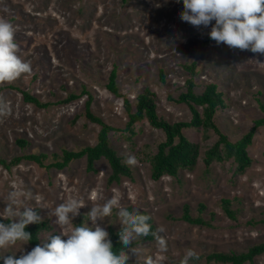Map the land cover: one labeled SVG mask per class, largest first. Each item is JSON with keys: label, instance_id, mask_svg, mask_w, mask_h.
Returning a JSON list of instances; mask_svg holds the SVG:
<instances>
[{"label": "rangeland", "instance_id": "obj_1", "mask_svg": "<svg viewBox=\"0 0 264 264\" xmlns=\"http://www.w3.org/2000/svg\"><path fill=\"white\" fill-rule=\"evenodd\" d=\"M182 10V0H0V17L15 28L17 53L31 64L30 72L0 81V87L15 84L43 101L57 102L70 92H81L86 84L94 95L93 111L119 128L111 131L112 143L133 170L132 177L109 181L112 170L104 157L97 160L95 170L87 168L85 157L72 160L64 168L29 159L11 167L0 163V210L11 189H23L35 197L27 203L60 231L51 208L69 197H79L85 204L74 217V223H78L94 202L89 198L93 191L99 200L115 190L121 203L148 211L156 231L158 225L164 226L158 234L166 239L167 248H159L156 236L148 240L138 237L135 243L141 255L137 259L132 253L129 258L134 264H144V257L150 255L164 257L165 264H180L189 247L207 254L215 250L244 251L264 241V223L260 220L264 216V125L254 133L249 145L253 161L244 172H236L232 159L215 160L206 167L200 157L194 168L160 178L152 176L150 156L165 138L164 131L148 119L135 124L132 140L121 130L128 120L124 98L107 87L115 64L122 94L135 102L144 87H151L157 94L159 113L168 120L192 117L187 103L171 97L182 90L190 76L185 64L192 61L197 63L199 90L215 82L224 92L227 105L218 109L215 118L233 140L263 115L258 98L264 100V53L214 39L205 41L211 25L197 26L182 19ZM86 97L84 94L71 102L43 107L25 101L17 88L0 89V157L10 160L19 154L46 152L49 162L53 153H61L64 148L79 149L96 143L100 125L85 117ZM186 133L200 142L202 152L217 137L213 131L206 135L195 127L186 129ZM18 138L28 143L22 146ZM128 153L135 155V162L126 160ZM223 197L232 199L235 218L224 210ZM200 202L207 205L203 214L212 219L209 225L182 218L184 204L189 203L192 214L198 215ZM212 212L215 215L211 218ZM100 222L120 227L115 208ZM31 247L28 241L14 254L19 256ZM4 254H13V249ZM190 264L230 263L202 258ZM245 264H264V253Z\"/></svg>", "mask_w": 264, "mask_h": 264}, {"label": "clouds", "instance_id": "obj_2", "mask_svg": "<svg viewBox=\"0 0 264 264\" xmlns=\"http://www.w3.org/2000/svg\"><path fill=\"white\" fill-rule=\"evenodd\" d=\"M182 19L200 26L211 25L208 35L217 43L224 42L232 47L249 49L264 53V0H182ZM214 21V22H213ZM15 28L11 21L0 17V81H11L21 73L31 71V64L17 53ZM126 160L135 162L133 153L126 155ZM30 193L23 189L13 188L9 191L5 206L0 210V260L2 264H128L130 255H141V249L135 243L138 237L146 236L152 230L149 214L137 206L129 207L121 203L120 195L115 190L107 198L97 200L93 191L90 199L94 202L85 213L87 219L74 223V217L80 213L85 203L77 196L69 197L50 209L55 216L59 232L51 233L44 242L14 254L15 249H22L24 244L33 238L27 229L31 222H40L43 217L36 207L27 203ZM116 210L120 227L117 229L121 247L113 246L108 224L100 222L106 215ZM91 221V222H89ZM164 226L158 225L156 236L158 246L167 248L163 232ZM18 242H24L16 248ZM13 249V254L5 251ZM196 249L189 247L180 264H190L198 257ZM144 264H165L162 256L144 257Z\"/></svg>", "mask_w": 264, "mask_h": 264}, {"label": "trees", "instance_id": "obj_3", "mask_svg": "<svg viewBox=\"0 0 264 264\" xmlns=\"http://www.w3.org/2000/svg\"><path fill=\"white\" fill-rule=\"evenodd\" d=\"M127 2L128 0H122ZM213 39L208 37L205 41L209 42ZM186 69L190 72V76L186 79V82L178 94L177 97L171 95V97L178 102H185L190 106L192 111V117L188 120L171 121L164 118L158 111V102L156 92L149 86L144 87L136 96L135 102H132L130 97L122 94L118 84V66L115 64L109 72L107 87L116 95L123 96L124 107L127 112V122L122 132L125 133L129 140H132L136 134L135 124L143 119L148 121L157 128H160L165 133V138L159 141L157 149L150 156L151 170L153 178H160L164 174L177 176L181 169L194 168L200 157L206 167H210L215 160L232 159L235 164L236 172H244L253 161V157L249 152V145L251 144L254 133L260 125H264V100L258 98L259 104L263 111L261 117L256 118L254 124L245 131L238 139L233 140L223 129L220 127L216 120V113L222 106L227 105V99L224 92L219 89V86L215 82H208L204 85L202 90H199V84L195 77L197 74V63L195 61L185 64ZM162 78H165V73L161 71ZM6 87H14L19 89L25 101L32 102L37 106L47 107L57 102H71L84 94H87L85 99L84 113L85 117L98 123L100 130L98 132L97 142L94 144H87L79 149L64 148L61 153H53V160L47 162L48 154L46 152H28L25 154L15 155L10 160L0 157V163L6 167L19 163L22 159H29L38 162L41 165L47 167L64 168L74 159L85 157L87 159V168L89 170L96 169V162L100 158H106L111 166L112 172H110L109 181H118L122 176L132 177V168L128 162L124 160V157L119 153L118 149L113 145L111 139V131L119 130V128L108 123L101 115L95 113L92 109V102L94 100L93 92L87 87L86 84L82 86L81 92H70L66 97L52 102L50 100L43 101L38 95L32 93L27 89H23L15 84L2 85L0 89ZM200 128L208 133L213 131L216 133V140L208 146L203 152L199 141L191 138L187 133L188 128ZM17 142L24 146L28 143L25 138H18ZM222 206L227 214L233 218L236 217V209L232 207V199L229 197L222 198ZM133 207V205H129ZM198 215L192 214L191 206L189 203L184 204L182 218L185 220L202 225H209L212 219H208L204 216V211L207 208L206 203H199ZM38 210V209H37ZM145 213L150 216V223L152 230L156 231V223L151 214L146 211ZM39 211V210H38ZM215 215L212 212L211 218ZM86 218L83 214L78 220L81 223ZM7 221V218H0ZM264 223V216L260 219ZM27 229L33 233V238L29 241L32 246L43 243L47 238L46 232L49 234L59 232L53 228V224L49 218H44L40 222H31L26 226ZM109 233L113 239L114 247H121V241L117 233V229L114 226H110ZM153 231H150L148 235L141 236L140 240H148L155 237ZM264 253V241L251 245L244 251H223L215 250L207 254H199L195 260L205 258L207 261H221L228 262L230 264H245L247 261L254 262L257 255ZM2 264V260H0ZM128 264H134L129 260Z\"/></svg>", "mask_w": 264, "mask_h": 264}]
</instances>
